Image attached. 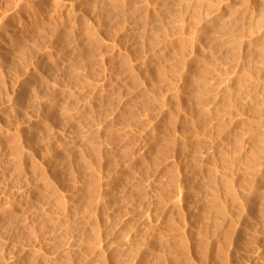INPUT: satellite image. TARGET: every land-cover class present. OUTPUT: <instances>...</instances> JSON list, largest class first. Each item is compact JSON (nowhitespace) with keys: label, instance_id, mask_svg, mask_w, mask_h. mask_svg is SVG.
Wrapping results in <instances>:
<instances>
[{"label":"rangeland","instance_id":"1","mask_svg":"<svg viewBox=\"0 0 264 264\" xmlns=\"http://www.w3.org/2000/svg\"><path fill=\"white\" fill-rule=\"evenodd\" d=\"M0 24V264H264L234 0H0Z\"/></svg>","mask_w":264,"mask_h":264},{"label":"bare ground","instance_id":"2","mask_svg":"<svg viewBox=\"0 0 264 264\" xmlns=\"http://www.w3.org/2000/svg\"><path fill=\"white\" fill-rule=\"evenodd\" d=\"M19 2V1H18ZM26 2V1H25ZM21 4V3H20ZM16 7V6H15ZM76 7H77V5H76ZM76 7L74 6V2L71 4V6H70V9H73V10H75L76 9ZM36 8V7H35ZM12 9V8H11ZM21 9V8H20ZM38 9V8H37ZM70 9H69V11H70ZM7 10V9H6ZM9 10V9H8ZM68 10V9H67ZM102 10H103V8H102ZM17 12V11H16ZM76 12V11H75ZM81 12H82V10H81ZM5 13V12H4ZM18 13H19V11H18ZM21 13V12H20ZM34 13V12H33ZM41 13V12H40ZM76 13H78V12H76ZM75 13V14H76ZM71 14V13H70ZM2 15V14H1ZM16 15V14H15ZM73 15V14H72ZM77 15V14H76ZM79 16V15H78ZM77 16V17H78ZM86 16V15H85ZM37 17H38V15H37ZM74 17V16H73ZM8 18V17H7ZM76 18V17H75ZM42 19V18H41ZM73 19V18H72ZM107 19V18H106ZM26 20V19H25ZM247 20H249L250 21V23H251V30L249 31V29H248V31L250 32V34H248V35H250V40H249V51H250V49H251V53L250 54H252V58L250 59L251 60V62L250 63H248V64H250V69H247L248 71H250V70H252L253 72H252V75H253V77L252 78H254L253 80H255V82H263L262 80H261V78H260V76L261 77H263L264 75H260V74H258V73H261L260 72V68L262 67V64L260 65L261 67H259V64H260V62L262 63V62H264V0H234V44H238V32H239V29H240V27L238 28V27H236L237 26V24L238 23H240V22H244V21H247ZM25 22V21H24ZM103 22H104V19H103ZM2 23V22H1ZM15 23V22H14ZM12 24V23H11ZM25 24V23H24ZM9 25V24H8ZM103 25V24H102ZM105 25V24H104ZM247 25V24H246ZM14 26V25H13ZM24 26V25H23ZM3 27V25L2 24H0V29ZM20 27V26H19ZM22 27V26H21ZM20 27V28H21ZM244 27H246V26H244ZM17 29H18V27H16ZM16 28H14V29H16ZM23 28H25V27H23ZM238 28V29H237ZM22 30H24V29H22ZM244 30V29H243ZM1 31V30H0ZM15 31V30H14ZM14 31L12 32V33H14ZM21 31V30H20ZM88 31H90V30H88ZM15 32H17V31H15ZM91 32V31H90ZM244 32V31H243ZM3 33V32H2ZM18 33H20V32H18ZM23 33V32H22ZM59 33V32H58ZM17 34V33H16ZM15 34V35H16ZM26 34H27V32H26ZM56 34H57V32H56ZM244 34V33H243ZM22 35V34H21ZM24 35H25V33H24ZM240 35V34H239ZM2 36V35H1ZM7 36V35H6ZM17 36V35H16ZM19 36V35H18ZM57 36V35H56ZM241 36V35H240ZM239 36V37H240ZM246 37H247V35H245ZM245 36H244V38H245ZM242 37V36H241ZM247 37V38H248ZM16 38V37H15ZM23 39V38H22ZM36 39H37V37H36ZM40 39H41V37H40ZM42 40V39H41ZM241 41V40H240ZM244 41V40H243ZM242 41V42H243ZM262 41V43H259V42H261ZM13 42V41H12ZM33 42H38V41H33ZM32 42V43H33ZM40 43V42H39ZM240 44H241V42H240ZM5 45V44H4ZM34 45V44H33ZM242 45V44H241ZM1 46H3L2 44H1ZM25 46V45H24ZM40 46H41V44H40ZM239 46V45H238ZM259 46H260V48H259ZM35 47V46H34ZM241 47V46H240ZM243 47V46H242ZM262 47V48H261ZM1 48V47H0ZM41 48V47H40ZM3 49V48H2ZM5 49H7V47L5 48ZM19 49H20V47H19ZM28 49V48H27ZM30 49V48H29ZM237 49V48H236ZM4 50V49H3ZM21 50V49H20ZM32 50V49H31ZM37 50V49H36ZM24 51H26V49L24 50ZM42 51V50H41ZM45 51V50H44ZM29 52H31V51H29ZM243 52V49H241V53ZM25 53V52H24ZM33 53V52H32ZM240 53V56H242V57H244L242 54ZM31 54V53H30ZM36 54V53H35ZM5 56V55H4ZM22 56V55H21ZM24 56H26V53H25V55ZM39 56V55H38ZM237 56H238V53L237 52H234V59L235 58H237ZM250 56V55H249ZM5 58V57H4ZM26 58V57H25ZM30 58V57H29ZM32 58H34V57H32ZM2 59V58H1ZM22 59V58H21ZM240 59H241V57H240ZM247 59V58H246ZM249 59V58H248ZM7 60V59H6ZM236 60H238V59H236ZM243 60V59H242ZM19 61H21V60H19ZM23 61V60H22ZM235 61V60H234ZM245 61H247V60H245ZM2 62V61H1ZM0 62V63H1ZM32 62V61H31ZM40 62V61H39ZM236 62V61H235ZM249 62V61H248ZM10 63V62H9ZM29 63V62H28ZM4 64V63H3ZM6 64V63H5ZM24 64V63H23ZM22 64V65H23ZM43 64V63H42ZM264 64V63H263ZM7 65V64H6ZM22 65H21V67H22ZM28 65V64H27ZM30 65V64H29ZM17 66V65H16ZM246 66V65H245ZM40 67V66H39ZM43 67V66H42ZM2 68V67H1ZM20 68V67H19ZM37 68V67H36ZM249 68V67H248ZM263 68H264V66H263ZM9 69V68H8ZM18 69V68H17ZM16 69V70H17ZM31 69V68H30ZM246 69V68H245ZM26 70V69H25ZM261 71H262V69H261ZM258 74V76L256 75V73ZM3 73V72H2ZM20 73V72H19ZM251 73V72H250ZM31 74V73H30ZM256 75V77H257V79L255 78V75ZM263 74H264V72H263ZM21 75H23V73L21 74ZM1 76V75H0ZM19 78V77H18ZM264 78V77H263ZM262 78V79H263ZM17 79V78H16ZM42 79V78H41ZM252 80V79H251ZM236 85V84H235ZM38 89V88H37ZM2 91V90H1ZM2 93V92H1ZM9 93V92H8ZM3 95H4V93H3ZM6 96V95H5ZM2 97V96H1ZM8 97V96H7ZM3 98V97H2ZM13 98V97H12ZM34 98V97H33ZM235 98V97H234ZM4 106V105H3ZM35 126V125H34ZM9 133V132H8ZM32 144V143H31ZM258 153H256V152H254L253 154H252V156L250 157V160H249V165L251 166V167H255L256 166V164L258 163Z\"/></svg>","mask_w":264,"mask_h":264}]
</instances>
